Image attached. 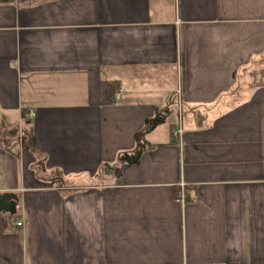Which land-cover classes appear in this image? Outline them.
Wrapping results in <instances>:
<instances>
[{
  "label": "crops",
  "instance_id": "0c3cea01",
  "mask_svg": "<svg viewBox=\"0 0 264 264\" xmlns=\"http://www.w3.org/2000/svg\"><path fill=\"white\" fill-rule=\"evenodd\" d=\"M5 191L0 264H264V0H0Z\"/></svg>",
  "mask_w": 264,
  "mask_h": 264
},
{
  "label": "water",
  "instance_id": "95a60500",
  "mask_svg": "<svg viewBox=\"0 0 264 264\" xmlns=\"http://www.w3.org/2000/svg\"><path fill=\"white\" fill-rule=\"evenodd\" d=\"M20 195L15 191H5L0 193V210L10 214L18 212Z\"/></svg>",
  "mask_w": 264,
  "mask_h": 264
},
{
  "label": "built area",
  "instance_id": "2783aa9c",
  "mask_svg": "<svg viewBox=\"0 0 264 264\" xmlns=\"http://www.w3.org/2000/svg\"><path fill=\"white\" fill-rule=\"evenodd\" d=\"M123 92V89L120 88L118 91V95H121ZM30 117L34 116V112L31 111V113H29ZM179 132H181V130H179ZM176 202L180 203L181 205L185 206L187 204V202L189 201V197L186 193V183L183 181L180 183V191H179V195L175 198ZM24 223L23 220L18 221L17 224L20 226Z\"/></svg>",
  "mask_w": 264,
  "mask_h": 264
},
{
  "label": "trees",
  "instance_id": "16d2710c",
  "mask_svg": "<svg viewBox=\"0 0 264 264\" xmlns=\"http://www.w3.org/2000/svg\"><path fill=\"white\" fill-rule=\"evenodd\" d=\"M14 215V214H13ZM15 216V215H14Z\"/></svg>",
  "mask_w": 264,
  "mask_h": 264
}]
</instances>
